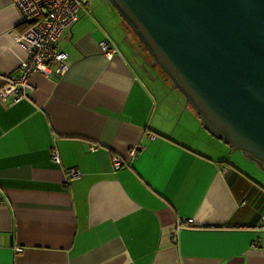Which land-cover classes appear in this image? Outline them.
<instances>
[{
	"label": "crops",
	"instance_id": "1",
	"mask_svg": "<svg viewBox=\"0 0 264 264\" xmlns=\"http://www.w3.org/2000/svg\"><path fill=\"white\" fill-rule=\"evenodd\" d=\"M86 2L66 75L0 98V264H264V189L241 168L258 169L231 161L108 2ZM25 29L0 0V88Z\"/></svg>",
	"mask_w": 264,
	"mask_h": 264
},
{
	"label": "water",
	"instance_id": "2",
	"mask_svg": "<svg viewBox=\"0 0 264 264\" xmlns=\"http://www.w3.org/2000/svg\"><path fill=\"white\" fill-rule=\"evenodd\" d=\"M201 126L264 173V0H102Z\"/></svg>",
	"mask_w": 264,
	"mask_h": 264
},
{
	"label": "built area",
	"instance_id": "3",
	"mask_svg": "<svg viewBox=\"0 0 264 264\" xmlns=\"http://www.w3.org/2000/svg\"><path fill=\"white\" fill-rule=\"evenodd\" d=\"M12 2L24 23L30 24V27L17 38L19 45L26 50L27 58L20 64L19 73L4 78L0 88V98L13 104L28 98V92L31 91L30 77L33 74L38 73L48 79L60 80L69 71L72 62L68 54L60 49V43L68 38L72 27L84 13L87 2L86 0H12ZM100 48L109 58L118 53L107 41L101 42ZM133 154L132 151L131 155ZM51 159L54 164L60 163L56 148L51 150ZM113 162L116 170L123 164L118 157H115ZM80 174L77 169H73L69 175L76 178ZM188 224L190 221H185L183 226ZM14 251L15 254L22 253L19 247Z\"/></svg>",
	"mask_w": 264,
	"mask_h": 264
},
{
	"label": "rangeland",
	"instance_id": "4",
	"mask_svg": "<svg viewBox=\"0 0 264 264\" xmlns=\"http://www.w3.org/2000/svg\"><path fill=\"white\" fill-rule=\"evenodd\" d=\"M94 2H100L101 4H106V3H103V1L102 0H90V4H92V3H94ZM108 4H110V3H108ZM110 6H111V4H110ZM112 7V6H111ZM115 10V9H114ZM117 13V12H116ZM119 16V15H118ZM128 28V27H127ZM130 30V29H129ZM131 31V30H130ZM130 34H132L133 36H134V34H133V32L131 31V33ZM135 37V36H134ZM135 40L138 42V44H140V46L142 47V51L143 52H145L146 53V55L148 54L145 50H144V48H143V46L141 45V43L138 41V39L135 37ZM149 56V55H148ZM151 58V57H150ZM151 68H154V70L156 71V72H158L159 73V75L161 74L162 76H165V77H167L162 71H161V69L159 68V67H157V66H151ZM224 148H227V147H225L224 146ZM227 151H228V154L227 155H229L228 157L229 158H231V161H233V162H235V163H237V162H240V163H242V165L244 166V167H247L249 170H251V167H249L250 165H247V163H249L246 159H244V157L242 156V154L239 152V151H235V152H232L231 151V149H227ZM232 152V153H231ZM237 161V162H236ZM247 162V163H246ZM250 164H252V166L254 167V168H256V166H255V164H253V163H250ZM242 169V171H243V173L247 176V177H249V179H250V181L252 182V179L254 180L253 182L256 184V186H257V189H264V173H262L260 170H258L259 171V173L261 174V175H258V173H256V171H255V173H256V175L259 177V179H261V180H259V179H257V177H255L254 175H252V174H250V172L249 171H246V170H244L243 168H241ZM254 172V171H253Z\"/></svg>",
	"mask_w": 264,
	"mask_h": 264
},
{
	"label": "trees",
	"instance_id": "5",
	"mask_svg": "<svg viewBox=\"0 0 264 264\" xmlns=\"http://www.w3.org/2000/svg\"><path fill=\"white\" fill-rule=\"evenodd\" d=\"M125 24V23H124ZM126 25V24H125ZM127 26V25H126ZM30 27V24L27 22V23H25V31L28 29ZM128 27V26H127ZM129 29V28H128ZM168 78V77H167ZM263 190V189H262Z\"/></svg>",
	"mask_w": 264,
	"mask_h": 264
}]
</instances>
